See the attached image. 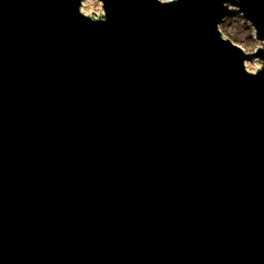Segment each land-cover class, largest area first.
I'll list each match as a JSON object with an SVG mask.
<instances>
[{"label":"water","instance_id":"obj_1","mask_svg":"<svg viewBox=\"0 0 264 264\" xmlns=\"http://www.w3.org/2000/svg\"><path fill=\"white\" fill-rule=\"evenodd\" d=\"M78 1L80 0H0V21L4 24L9 22L8 32L28 33L33 36L34 41L43 40L42 43L45 46H50V48L60 46L64 50H72V52L66 51L65 59L70 63L73 62V64H70L67 69H65L67 63L62 61L54 63V65L66 70L68 79L75 88L80 85L78 72L82 71L87 76L82 89V92L86 93V97L82 99L86 100L84 101L86 106H83L85 116L82 118L85 122L94 120L96 125L102 123L108 127V124L104 122L107 115L102 114L100 109L95 106L96 98L91 83L93 80L91 61L94 57L92 50L98 49L97 46H99L102 54L101 58L98 56V60L101 64L105 56L108 60L113 54H120V65L123 66H116L117 69L131 66L140 75L144 74V70L147 71V75H157L158 68H165L171 80L164 78V92H169L176 85L180 88L186 78L196 84L203 80L209 84L208 86L219 83L228 84L224 90L225 93L233 92L230 95L234 98L229 107L231 112L233 111L238 115V121L233 124L225 123L224 120L215 116L210 120V126L206 124L204 128L209 136H212L210 140H217L223 145L221 149L225 153L221 158L222 163L212 176V180L225 176L232 178L239 176L243 172L242 168L245 162L252 164L248 168L249 172L257 169L260 164L264 165V145L256 144L254 138L258 132H264V71L259 73L260 75L257 77L245 75L239 65V61L242 60L240 51L228 43L220 41L215 29L216 23L226 15L224 3L238 6H242V4L234 3L232 0H178L164 6L165 8H161V5L154 0H103L106 16L109 19L106 23L95 25L92 24L94 22L91 20L84 19L77 14ZM248 3L252 4L248 9L256 24L257 35L264 38V0H254L253 2L247 0L243 6L247 7ZM67 8H70L73 13L71 17L63 11ZM81 10L86 14H91V11L101 13L99 3L90 0L85 3L84 9ZM160 15L164 17L158 20ZM0 30L5 32V27H0ZM220 30L227 38L243 48L250 46L249 49H251V47L256 46V43L251 40L247 23L240 17L227 19L221 24ZM95 35H99L98 39ZM207 40L211 41L216 55L205 59L199 43H205ZM85 51H87L86 54ZM215 62L216 64H214ZM245 66L248 72H253L259 67L257 63H247ZM22 72H26L22 74L27 77L36 75L34 68ZM54 72L52 71V73ZM99 72L103 75L102 83H108L110 80L108 70L102 68ZM133 76L135 79L139 78V75ZM117 77L115 73L114 81L117 80ZM39 85H43V83ZM219 86H213L212 89L215 98L221 100L222 87ZM236 91H239V94H236ZM44 92L45 88L38 96H33L35 95L33 94L25 97V99L24 93L15 91L20 100L11 104V107L21 111L15 114L18 119L14 123L7 124L4 129L6 131L9 129L19 130L20 133L38 132L40 135H44L43 137L57 140L59 146L64 140L59 136L60 132L69 129L72 117L66 110H63L62 104H57L54 99L48 101ZM164 96L172 98V96ZM28 104L31 107L29 115L25 110ZM58 107L60 112H58ZM255 108H259L260 111L262 108V112L260 118L253 121L248 118L249 114L247 113ZM234 126H238L239 129H233ZM221 132L223 133L221 134ZM237 132L243 134L248 132L250 136L244 138L242 134ZM174 133V137L177 139V145L174 147L176 154L190 152L197 148L198 140L189 139L187 137L188 132L183 134L174 131ZM77 134L79 132H77L76 126L72 125L73 139L74 135L78 136ZM184 144H186L185 147H183ZM13 146L4 145V141L0 140V169L11 158L8 152L13 150ZM41 147L42 143L36 145V148ZM202 154L203 151L201 150L197 153L200 157ZM174 159H177L176 155ZM163 160V152L161 151H157L151 156L149 153L147 154L139 169L132 173L133 178L138 177V186L146 185L144 180L149 177V168L154 176V182L157 180L159 165ZM205 171L210 173L211 170L206 168ZM131 181L136 184L135 181ZM127 182L126 179L122 180L121 185ZM58 184L59 187L45 188V186H41L36 189L37 193L41 194V198L33 202L34 209L38 212L47 204H51L50 211L46 210L43 219L39 215L37 218L35 217L29 228L20 231L21 237L20 233L17 230L14 233L15 231L7 223L2 226L0 230L1 241L6 243L12 241L11 243L14 245H17V242L23 244L18 252L19 262L17 264H24V262L27 264H94L95 254L92 249L90 230L83 228L99 215L85 211V205H80V208L83 209L81 211L78 208V201L88 196L107 197L108 193L102 195L88 190L72 193L66 188L62 179L59 180ZM165 185L167 184L165 183ZM132 190L134 193L131 195H127L128 192H125L126 195L116 196V200H129L133 194L137 193L136 188ZM54 194L56 196L53 198ZM109 196L111 197L112 194L110 193ZM203 206L207 207L205 211L206 224L201 221L197 222V225L200 226L196 228V232L209 233V236L204 234L199 238L204 244L211 242L209 250L211 252L214 250L217 256L219 254V259L217 261L216 259L196 261L184 255L185 264L263 263L264 257L261 255L255 258L243 255L242 258L235 259L241 253L242 246L237 244L238 247L235 248L229 243L228 239L235 242L234 238L228 236L225 230H217L218 219L210 213L209 206L206 204ZM61 209L63 212H59ZM68 209L73 211L67 212ZM175 213L173 208L168 209L167 212L160 215V219L175 223L186 215L190 216L187 213L184 216ZM125 215H128L127 212ZM19 216L18 213L17 217ZM167 233V229L162 231L165 239L162 249L143 253L142 264H168L164 258L166 247L170 244L172 237L177 238L181 232L176 230L170 238L167 237ZM111 243L115 244L116 238L113 237ZM222 251L225 253L221 254ZM242 251L244 254L245 251Z\"/></svg>","mask_w":264,"mask_h":264}]
</instances>
